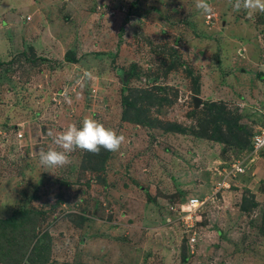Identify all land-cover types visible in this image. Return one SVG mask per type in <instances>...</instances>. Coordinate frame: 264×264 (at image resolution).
Here are the masks:
<instances>
[{
  "label": "rangeland",
  "instance_id": "1",
  "mask_svg": "<svg viewBox=\"0 0 264 264\" xmlns=\"http://www.w3.org/2000/svg\"><path fill=\"white\" fill-rule=\"evenodd\" d=\"M207 2L0 0V264H264V13ZM85 118L120 150L40 166Z\"/></svg>",
  "mask_w": 264,
  "mask_h": 264
},
{
  "label": "clouds",
  "instance_id": "2",
  "mask_svg": "<svg viewBox=\"0 0 264 264\" xmlns=\"http://www.w3.org/2000/svg\"><path fill=\"white\" fill-rule=\"evenodd\" d=\"M230 2L234 11L239 12L243 9L249 17L257 12L264 13V0H230ZM196 8L203 14L212 12V7L207 0H196ZM85 77L93 78L90 72H85ZM77 83L79 84L81 81H77ZM48 135L54 137L53 142L61 150L48 149L38 153L40 166L46 168L62 167L68 164L70 162L69 154L76 150L92 154H99L101 149L113 153L118 152L126 139L125 136L118 135L115 130L105 127L103 123L93 118L83 119L82 125L79 127L73 123L66 130L59 133L49 131ZM185 202L183 201L180 205H184Z\"/></svg>",
  "mask_w": 264,
  "mask_h": 264
},
{
  "label": "built area",
  "instance_id": "3",
  "mask_svg": "<svg viewBox=\"0 0 264 264\" xmlns=\"http://www.w3.org/2000/svg\"><path fill=\"white\" fill-rule=\"evenodd\" d=\"M249 149L250 153H258L264 150V114L261 125L251 136ZM231 165V167L223 166L220 169H216L212 196L217 192L228 190L232 186L233 180L244 173L241 162L234 160ZM185 201L184 205L179 204L177 207L178 210H182L186 216L190 217V214H193L196 208L201 207L206 202V199L188 198Z\"/></svg>",
  "mask_w": 264,
  "mask_h": 264
},
{
  "label": "water",
  "instance_id": "4",
  "mask_svg": "<svg viewBox=\"0 0 264 264\" xmlns=\"http://www.w3.org/2000/svg\"><path fill=\"white\" fill-rule=\"evenodd\" d=\"M119 74H120V72H119ZM192 103H193V107L197 108L200 105V100L198 98L194 97L192 99Z\"/></svg>",
  "mask_w": 264,
  "mask_h": 264
},
{
  "label": "trees",
  "instance_id": "5",
  "mask_svg": "<svg viewBox=\"0 0 264 264\" xmlns=\"http://www.w3.org/2000/svg\"><path fill=\"white\" fill-rule=\"evenodd\" d=\"M67 59V57H66ZM68 60V59H67ZM21 213H18V215H20ZM15 217L11 216L8 219L5 220V223H7L8 225H12L13 221H14Z\"/></svg>",
  "mask_w": 264,
  "mask_h": 264
}]
</instances>
